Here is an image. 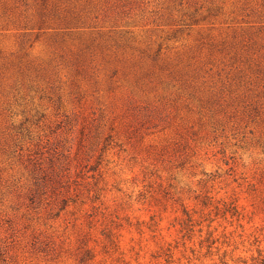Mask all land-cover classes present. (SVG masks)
<instances>
[{
    "label": "rangeland",
    "instance_id": "1",
    "mask_svg": "<svg viewBox=\"0 0 264 264\" xmlns=\"http://www.w3.org/2000/svg\"><path fill=\"white\" fill-rule=\"evenodd\" d=\"M0 264H264V0H0Z\"/></svg>",
    "mask_w": 264,
    "mask_h": 264
}]
</instances>
